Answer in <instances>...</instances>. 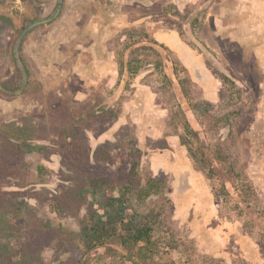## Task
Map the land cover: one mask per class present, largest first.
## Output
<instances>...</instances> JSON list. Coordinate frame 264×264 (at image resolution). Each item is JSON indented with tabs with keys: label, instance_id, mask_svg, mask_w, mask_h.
I'll list each match as a JSON object with an SVG mask.
<instances>
[{
	"label": "rangeland",
	"instance_id": "374dc122",
	"mask_svg": "<svg viewBox=\"0 0 264 264\" xmlns=\"http://www.w3.org/2000/svg\"><path fill=\"white\" fill-rule=\"evenodd\" d=\"M61 1L56 18L50 24L33 26L20 51H15V30L28 21L50 17ZM0 14L12 23L0 47V126L32 121L45 131L43 142L49 146L43 155L29 153L7 164L8 173L0 176V197L26 201L39 220L49 219L78 233L84 205L77 215L57 214L49 205L51 193L68 186L69 159L51 143L55 139L49 130L52 113L54 109L64 112L68 106L97 109L122 97L117 120L97 138L88 133L91 149L104 145L120 152L124 141L119 137L136 139L143 151L142 167L167 176L172 203L169 217L194 241L198 263L209 256L220 264H235L240 259L264 264V219L257 212H264V25L250 1L0 0ZM131 28L143 29L163 45L155 47L171 79L169 87L161 84L152 55L146 57L147 64L128 91H123L126 72L117 84L116 51L124 42L123 31ZM49 34L57 38L53 59L47 63L36 56V50L46 49ZM175 58L192 77L193 97L213 105L210 113L195 115L189 108L173 74ZM18 68L28 71L23 86ZM216 70L232 82L224 84L213 73ZM182 112L197 131L211 163L217 165L212 154L220 146L236 170L251 180L256 196L250 206L229 182L225 183L228 201L214 197L218 181L204 177L181 144L177 124ZM39 165L46 169L42 176L37 172ZM108 168L113 173L115 165L110 163ZM71 258V253L54 242L34 262L58 264ZM86 264L131 263L100 247L88 254Z\"/></svg>",
	"mask_w": 264,
	"mask_h": 264
},
{
	"label": "trees",
	"instance_id": "16d2710c",
	"mask_svg": "<svg viewBox=\"0 0 264 264\" xmlns=\"http://www.w3.org/2000/svg\"><path fill=\"white\" fill-rule=\"evenodd\" d=\"M61 5L62 1L50 17L28 21L16 29L14 50L20 51L25 35L33 26L55 19ZM11 27L10 18L0 14V47L3 33ZM123 35L124 42L116 51L117 84L124 72L127 74L123 91L129 90L131 81L145 67L149 55L155 56L153 67L161 84L169 87L171 79L164 72L161 54L155 47L163 45L143 29H125ZM172 65L179 89L193 114L210 113L211 103L193 97V80L186 68L177 58L172 60ZM18 69L20 85L23 86L28 71ZM213 73L224 84L232 82L220 71ZM6 90L15 91L10 87ZM121 105L122 97L112 105H101L97 109L68 106L61 113L54 109L49 123L50 133L55 136L51 143L57 146V153H67L69 157L66 162L68 186L60 193H51L49 205L55 213L69 215H77L84 205L80 230L74 233L49 219L39 220L35 209L26 201L0 197V264H39L34 262L35 256L54 242L60 244L63 252L72 254L71 259L58 264H86L88 254L100 247L113 250L131 264H220L209 256L202 257L201 263L197 262L194 241L182 234L169 217L172 203L168 197L167 176L142 167L143 151L133 136L119 137V141H124L120 152L114 147L111 151L104 145L91 149L88 133L99 137L117 120ZM169 117L173 119L174 115ZM177 128L187 156L196 163L204 177L218 181L214 197L226 203L229 192L225 183L229 182L241 194V200L250 206L256 196L255 189L248 176L236 170L229 155L217 146L212 154L217 165L211 163L197 131L183 112ZM46 140L45 131L29 120L0 126V176L8 173L7 164L14 159L23 160L29 153H47L49 146L43 142ZM110 163L115 165L113 173L108 168ZM45 170L39 165V176ZM145 204L146 209L141 210ZM257 212L264 219L263 210ZM237 213L242 216L241 211ZM180 255L184 256L183 259ZM235 264H247V261L240 259Z\"/></svg>",
	"mask_w": 264,
	"mask_h": 264
},
{
	"label": "flooded vegetation",
	"instance_id": "af4514ba",
	"mask_svg": "<svg viewBox=\"0 0 264 264\" xmlns=\"http://www.w3.org/2000/svg\"><path fill=\"white\" fill-rule=\"evenodd\" d=\"M250 1V4L255 6L257 13H258V20L259 22L264 25V0H246ZM47 24H50L51 22H46ZM57 36L49 34L45 38L46 42V49L43 50H36V56L41 60H46L47 63H49L53 59V45L55 44ZM27 71V70H26Z\"/></svg>",
	"mask_w": 264,
	"mask_h": 264
}]
</instances>
